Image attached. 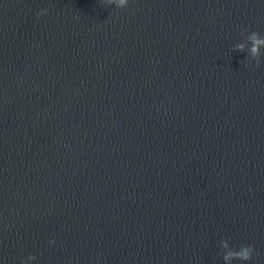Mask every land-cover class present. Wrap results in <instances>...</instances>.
<instances>
[{
    "label": "water",
    "instance_id": "water-1",
    "mask_svg": "<svg viewBox=\"0 0 264 264\" xmlns=\"http://www.w3.org/2000/svg\"><path fill=\"white\" fill-rule=\"evenodd\" d=\"M116 3L0 0V264H264V0Z\"/></svg>",
    "mask_w": 264,
    "mask_h": 264
},
{
    "label": "clouds",
    "instance_id": "clouds-1",
    "mask_svg": "<svg viewBox=\"0 0 264 264\" xmlns=\"http://www.w3.org/2000/svg\"><path fill=\"white\" fill-rule=\"evenodd\" d=\"M104 2V0H103ZM108 4H112L113 0H107ZM126 4V0H117L116 6L118 8H122L124 7ZM47 13V9L42 10L40 12L37 13V18H39L40 16H43ZM250 39L252 40V48H251V55L253 57H257L259 56V47L261 45H264V40L259 38V34L256 32H253ZM243 45H237V49L240 51H243ZM257 66H259V61H257L256 63ZM226 247V245H225ZM253 257V248L251 246H243L241 245L239 248V251H232L229 252L226 256H224V260L228 261L230 259L232 260H240V261H244V262H248L249 260H251Z\"/></svg>",
    "mask_w": 264,
    "mask_h": 264
}]
</instances>
